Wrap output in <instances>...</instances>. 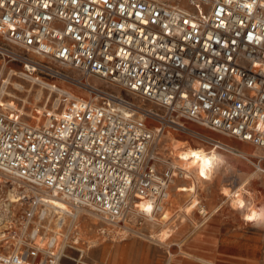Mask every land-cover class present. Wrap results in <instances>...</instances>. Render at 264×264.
Here are the masks:
<instances>
[{"label": "built area", "instance_id": "built-area-1", "mask_svg": "<svg viewBox=\"0 0 264 264\" xmlns=\"http://www.w3.org/2000/svg\"><path fill=\"white\" fill-rule=\"evenodd\" d=\"M8 63L48 91L27 111L2 100ZM190 123L264 149V0H0V170L42 206L0 264H93L82 210L119 225L144 198L160 212L181 176L157 156L164 131L223 148Z\"/></svg>", "mask_w": 264, "mask_h": 264}, {"label": "rangeland", "instance_id": "rangeland-1", "mask_svg": "<svg viewBox=\"0 0 264 264\" xmlns=\"http://www.w3.org/2000/svg\"><path fill=\"white\" fill-rule=\"evenodd\" d=\"M9 67L15 68L17 72L20 70L17 63L7 64L3 78L8 79L6 92L11 93V96L4 94L2 100H15L19 106L24 104V110L27 111L30 103L36 101L41 94L47 95L48 91L42 88L41 84L18 73L9 75ZM14 83H18L21 87L16 88ZM59 83L75 90L64 82L59 81ZM56 97L57 95L52 93L49 104ZM190 125L205 135L219 140L222 143L220 146L224 149L186 134L171 131L172 135L175 134L173 136L186 141L189 145H202L209 150H217L227 160L225 168L222 167L220 171L214 173L216 177L214 176L213 181L204 182L202 185L204 189H199L196 193L207 214L199 212L197 207L188 214L183 213L188 197L187 192L182 188L189 183V180L177 175L169 186V198L164 205L167 210L161 216L159 212L156 214L157 218H161L158 223L152 224L140 214L139 217H130L124 225L123 223L112 225L101 221L98 217L79 214L77 223L80 236L77 246L86 249L81 260L93 264H167V262L168 264H211L209 261L215 264H264V149L194 123ZM167 141L162 134L156 145L157 156L162 166L168 164L169 160L173 161L169 157V148L165 149L164 143ZM254 151L257 156L250 154ZM251 174L250 182L243 191L247 202L253 204L251 212L234 209L229 200L220 194V187L224 184L233 189L244 177ZM14 185L11 182H2L0 179V250L3 251L12 247L21 236L26 212L34 210L26 228L27 233L39 224L38 212L42 208L40 204L35 206L27 199L10 205L7 195ZM176 185H178L177 189ZM233 196H236L235 193ZM253 213L257 219L247 220L246 217ZM43 223L46 224L42 221ZM50 227H53L52 222ZM162 228L173 230L172 235L165 240H161L157 234ZM194 234L199 238L193 240ZM93 241L98 244L90 246ZM69 254L78 257L76 250H69ZM65 263L73 264L69 259H65Z\"/></svg>", "mask_w": 264, "mask_h": 264}, {"label": "bare ground", "instance_id": "bare-ground-1", "mask_svg": "<svg viewBox=\"0 0 264 264\" xmlns=\"http://www.w3.org/2000/svg\"><path fill=\"white\" fill-rule=\"evenodd\" d=\"M7 78H8V76H7ZM14 84L16 85V88L21 87L18 85V83L17 84L14 83ZM7 95L11 96V93L7 92ZM11 101L12 100L9 99L7 101H4V103H6L7 105L13 106L14 103H12ZM56 103H57V100L55 101V104ZM173 135H175V134H173ZM173 135H172L171 131L163 133V136L165 138H167V140H168L167 143H164V145H166V147L164 145L163 146L165 147V149L169 148V157H171L173 160V161H170V160L168 161V159H167L168 163H170L171 166H174L175 168H178L180 171H182L181 177L184 178V180L185 179L189 180V183H187L186 185H183L184 187L182 188V190L187 192L186 196L188 197L187 203L184 206V212L183 213L188 214V213H190V211H192V209L197 207L199 212L207 214L206 209L202 205V203H201L200 199L197 197L196 193L199 191V189H201V190L204 189L202 187L204 182H206L207 180L213 181V178L216 177V174L214 175V173H216L217 171H220V168H222V167L225 168V166H226L225 164H227V160L225 159L223 154L218 152L217 150H209L207 148H204L202 145H198V146L189 145L186 141L179 140ZM231 148H233V147H231ZM193 152L197 153V156L199 157V159H197L196 156L192 155ZM250 154L253 156H257L256 151L251 152ZM205 160L211 161V164L206 166L204 164ZM201 170H203L205 173L203 176H201V174H200ZM177 174L178 173L174 172V175L177 176ZM0 176H1L0 179L2 180V182H5V183L11 182V183L15 184L14 187H12L10 189L11 191L7 195V199H8V202L10 205L14 204V203H21L22 200L26 199V196L29 194L28 192L30 191L29 190L30 187L28 185L23 184L22 182H19L15 179H12L7 173L3 172L2 170H0ZM176 176L171 180V183L174 182V179L176 178ZM251 176H252V174L248 175L247 177H244L240 181V183L236 187H234L233 189H230L227 185H224V184L221 185L220 194H222L223 198L226 197V199L229 200L230 204L233 206L234 209L247 210V212H251V208H252L253 204L251 205L250 202H247V200L245 199V197L243 195V191L246 190L245 187L250 182L249 179ZM178 185L175 186L176 189H177ZM21 188H23L22 191H19V189H21ZM25 192L27 194H24ZM234 193L236 196H233ZM170 198H172V197L170 196ZM44 199H46L47 205L54 210L60 211L61 208L62 209L63 208L68 209L66 202L59 197L45 196ZM254 200H256V199H254ZM167 201H168V199H167ZM241 204H243V207L240 206ZM135 210L137 212H140L141 215L146 220L151 222L152 224L158 223L157 221L159 219H161V218L156 217L157 212L155 211V205L150 198H144V199L137 201ZM166 210L167 209L165 208V206H163L162 210L159 212L160 216L163 213H165ZM82 211L85 214H89V215L98 217V215L95 212H92L90 210H82ZM179 215H181V214H179ZM112 225H118V224L113 223ZM23 226H24V224H23ZM159 231H160V233H159ZM172 233H173V230L171 228H162L161 230H158V232H157V234L161 240H165V239L169 238L172 235ZM78 236H80V234ZM13 244H15V243H13ZM97 244L98 243L93 241L89 245L94 246ZM87 247H88L87 249H89V246H87ZM81 249L83 250V253L86 250L84 247H82ZM209 263L215 264V263L210 262V261H209Z\"/></svg>", "mask_w": 264, "mask_h": 264}, {"label": "snow or ice", "instance_id": "snow-or-ice-1", "mask_svg": "<svg viewBox=\"0 0 264 264\" xmlns=\"http://www.w3.org/2000/svg\"><path fill=\"white\" fill-rule=\"evenodd\" d=\"M145 23H147V21H145ZM185 23H187V21H185ZM146 38H147V37H146ZM132 87H136V85H132ZM192 155H193V156H196L197 159H199V157L197 156V153L193 152ZM204 164H205L206 166H208V165L211 164V161H209V160H205V161H204ZM200 174H201V176H203L205 173H204L203 170H201ZM240 206L243 207V204H241ZM246 219L249 220V221H253V220H256L257 217H256V215L253 213L252 215L247 216Z\"/></svg>", "mask_w": 264, "mask_h": 264}, {"label": "crops", "instance_id": "crops-1", "mask_svg": "<svg viewBox=\"0 0 264 264\" xmlns=\"http://www.w3.org/2000/svg\"><path fill=\"white\" fill-rule=\"evenodd\" d=\"M191 234V233H190ZM199 238V236L198 235H196V234H194V236L192 237V239L194 240V239H198ZM169 262H167V264H168Z\"/></svg>", "mask_w": 264, "mask_h": 264}]
</instances>
